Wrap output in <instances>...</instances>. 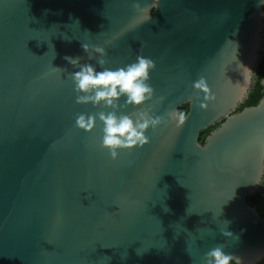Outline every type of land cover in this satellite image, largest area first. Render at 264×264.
I'll list each match as a JSON object with an SVG mask.
<instances>
[{
  "label": "water",
  "instance_id": "water-1",
  "mask_svg": "<svg viewBox=\"0 0 264 264\" xmlns=\"http://www.w3.org/2000/svg\"><path fill=\"white\" fill-rule=\"evenodd\" d=\"M263 6L0 0V264H206L218 245L239 264L264 260V218L247 202L263 190L264 96L237 112L264 54ZM84 44L112 70L155 63L152 100L121 111L164 123L115 160L98 117L92 133L75 126L108 111L76 102L65 57L96 65ZM201 77L214 100L193 87ZM186 104L178 127L167 113Z\"/></svg>",
  "mask_w": 264,
  "mask_h": 264
},
{
  "label": "clouds",
  "instance_id": "clouds-1",
  "mask_svg": "<svg viewBox=\"0 0 264 264\" xmlns=\"http://www.w3.org/2000/svg\"><path fill=\"white\" fill-rule=\"evenodd\" d=\"M82 47L88 53V59L95 60L101 70L92 63L81 64L79 57H65L69 63L79 68L78 71L70 74L74 82L76 102L91 104L94 107L103 106L108 111H99L94 114L80 113L75 118V126L87 133H92L97 127L98 117L103 124L101 146L110 152L114 160L118 158L120 150L131 151L148 145L150 139L146 133L150 129L155 131L164 123V118L144 110L125 114L121 109L126 110L129 107L142 109L148 101L152 100L154 89L149 83V73L155 68V63L149 58L137 56L134 63L112 70L106 67L108 61L105 59L107 53L104 48L96 46L90 50L87 44ZM193 87L205 93L207 101L215 99L203 77L196 81ZM200 106L206 108L207 104ZM167 116L175 121L178 127L184 125L186 121V113L179 110H172L167 113ZM223 235L239 239L228 231H224ZM224 248L225 245H218L209 250L205 256L206 264H233V261L239 264L238 258L226 254Z\"/></svg>",
  "mask_w": 264,
  "mask_h": 264
},
{
  "label": "trees",
  "instance_id": "trees-1",
  "mask_svg": "<svg viewBox=\"0 0 264 264\" xmlns=\"http://www.w3.org/2000/svg\"><path fill=\"white\" fill-rule=\"evenodd\" d=\"M263 10H264V6H263ZM253 81H254V84L252 86V89L249 92L247 99L244 101L241 107L237 110V112L242 111L246 107L256 106L264 96V86H263L264 54H263V57L260 59V64L256 70V74H255ZM178 110L187 114V112L189 111V105L188 104L183 105ZM219 125L220 124H216L208 128L207 130L203 131L200 137V143L204 144L206 136L209 135L212 131H214ZM247 202L249 203V205L256 207L259 213L261 214V216L264 218V180H263L262 192H259L254 196L248 197ZM233 264H236V263L233 261ZM258 264H264V260H262Z\"/></svg>",
  "mask_w": 264,
  "mask_h": 264
}]
</instances>
